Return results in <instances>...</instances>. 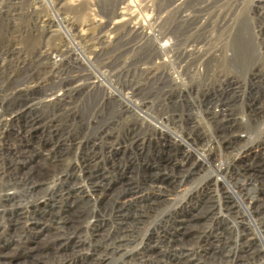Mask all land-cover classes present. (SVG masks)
Listing matches in <instances>:
<instances>
[{
    "label": "rangeland",
    "instance_id": "1",
    "mask_svg": "<svg viewBox=\"0 0 264 264\" xmlns=\"http://www.w3.org/2000/svg\"><path fill=\"white\" fill-rule=\"evenodd\" d=\"M7 137L0 264H264V0H0Z\"/></svg>",
    "mask_w": 264,
    "mask_h": 264
},
{
    "label": "bare ground",
    "instance_id": "2",
    "mask_svg": "<svg viewBox=\"0 0 264 264\" xmlns=\"http://www.w3.org/2000/svg\"><path fill=\"white\" fill-rule=\"evenodd\" d=\"M51 20V19H50ZM49 21V20H48ZM52 23H55V20H52L51 21ZM101 29H103V28H101ZM101 32V31H100ZM76 37V36H75ZM102 39H104V37L102 36L101 37V40ZM86 40H88V38L86 39ZM161 46V45H160ZM166 46H167V44H165V45H162L161 46V48L163 49H165L166 48ZM161 50V49H160ZM73 78V77H72ZM75 81L74 82H76L77 80H76V78L74 79ZM70 82H72V81H70ZM74 82H73V84H74ZM72 84V83H71ZM63 87V86H62ZM68 87V86H67ZM35 89V88H34ZM67 90V89H66ZM70 91V90H69ZM34 92H36V91H34ZM12 93V92H11ZM16 94H17V92H15ZM14 93V95H16ZM20 93V92H19ZM66 93V92H65ZM71 93V92H70ZM22 94H24V93H22ZM8 95V94H7ZM13 95V94H12ZM13 95V96H14ZM29 96H30V94H28ZM67 95V94H66ZM12 96V97H13ZM21 96V95H20ZM8 97V96H7ZM10 97V96H9ZM16 97V96H15ZM21 98V97H20ZM26 98V97H25ZM4 99H6V98H4ZM11 101V100H10ZM12 103V102H11ZM18 103V102H17ZM138 105V104H137ZM140 105V104H139ZM147 106V104H141L140 105V107L141 108H145ZM16 107V106H15ZM143 112V111H142ZM139 113V112H138ZM147 115V114H146ZM141 116V115H140ZM140 119V118H139ZM145 121V120H144ZM149 121V120H148ZM14 137V136H13ZM16 138V137H15ZM9 139L8 137L7 138H5V139H0V152L3 150V151H5V149L6 148H8V149H10L11 151H12V153H13V159L15 160V163L13 164V166H12V164H9V170H10V172L7 174V172L6 171H4V172H0V176L1 177H3V176H9L8 178H13L14 180H16L17 181V179H18V181H19V183L18 184H13V183H11L10 182V184L7 186V191H12L13 189H16V187L18 186V185H21V186H25L28 190H29V192L30 193H32L33 192V188H34V186L38 183V182H42V181H45V180H43L42 178H45V177H47V174H46V172L43 170V168L42 167H38L37 169L35 168V167H33V165H32V163L30 164V165H32L31 167H29V164L27 163V161L28 162H30V160H33L34 159V157L32 156L33 154V152H34V150H33V148H31L32 146H31V144L30 143H28V142H24V141H22V139L21 140H19V139ZM19 138V137H18ZM4 145L6 146V148H4ZM31 146V147H30ZM40 150V149H39ZM54 158V157H53ZM12 161V160H11ZM222 167V166H221ZM21 168V169H20ZM35 168V169H34ZM27 169V170H26ZM7 170V169H6ZM26 170V171H25ZM95 170V169H94ZM92 171L93 170H88V172H86L85 173V180L87 181V182H89L90 184V187H91V189H94V188H97V186H99L98 185V180L99 179H97V177H96V175H95V173H92ZM223 172V171H222ZM84 173V172H83ZM49 174V173H48ZM44 175V176H43ZM50 175V174H49ZM43 176V177H42ZM42 177V178H41ZM49 177H51V176H49ZM39 178V179H38ZM95 178V179H94ZM10 179V180H11ZM12 181V180H11ZM65 181H68V183H69V179H68V176H67V179L65 180ZM212 181V183L213 184H215V182L216 183H219V185L221 186V184L222 183H220L219 182V180H214V179H212L211 180ZM88 185V186H89ZM223 186V185H222ZM18 188V187H17ZM88 190H89V188H88ZM78 193V192H77ZM85 193H86V191H85ZM92 193V192H91ZM86 195V194H85ZM89 195V194H88ZM87 195V196H88ZM91 195V194H90ZM68 199L70 200V201H72L71 202V211L70 212H72V215H69L68 217H66V218H63V220H64V227L67 225V224H75L76 223V220L77 219H79L78 217L76 218V216L74 217V214H75V207L77 208V209H80L81 207H79L80 206V204H83L84 202H86V201H88L89 199H86V201H85V199H84V195L83 196H79V194L77 195V194H75V193H73V192H71L70 191V193L68 192ZM94 197V196H93ZM92 198V197H91ZM81 200L82 201H84V202H81ZM79 202H81L80 204H79ZM4 203L5 204H7V203H9V204H13V205H11V206H17L18 205V203H17V199L15 198V194H11V195H9V196H7L6 198H5V200H4ZM17 207H19V206H17ZM23 210V209H22ZM24 212V211H23ZM77 213V212H76ZM17 214V215H16ZM16 214L13 216V218L11 219V220H9V226L8 227H10V230L12 229V231L14 232V231H17V227H18V225H19V222L21 221V218L23 217V215H24V213H21V210L19 209H17V212H16ZM43 214V213H42ZM69 214V213H68ZM44 215V214H43ZM67 216V215H66ZM52 217V216H51ZM24 218V217H23ZM25 218H26V215H25ZM36 219V218H35ZM40 221L39 220H37V221H35L34 222V224H33V231H37V230H39L40 229V227H36V224H38ZM72 227V226H71ZM71 227H70V229H71ZM203 227V226H202ZM42 229V228H41ZM31 230V229H30ZM32 231V230H31ZM27 233V232H26ZM25 233V234H26ZM31 233V232H30ZM41 233V232H40ZM15 235V234H14ZM31 235V234H30ZM3 236V235H2ZM18 236V235H17ZM48 237V236H47ZM36 242V241H35ZM39 242V241H38ZM0 244H1V240H0ZM23 245H25V243L23 244ZM41 245V244H40ZM47 245V244H46ZM4 246V245H3ZM45 247V246H44ZM6 248V247H5ZM262 248V247H261ZM23 249H24V247H23ZM25 249H26V251H28V252H32V251H35L37 248L36 247H27L26 245H25ZM24 249V250H25ZM39 249V248H38ZM1 250V249H0ZM43 251V250H42ZM260 252H261V250H260ZM10 258V257H9Z\"/></svg>",
    "mask_w": 264,
    "mask_h": 264
}]
</instances>
